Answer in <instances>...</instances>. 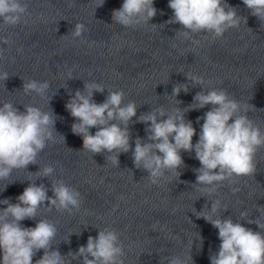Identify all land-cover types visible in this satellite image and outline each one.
<instances>
[{"label":"clouds","instance_id":"clouds-1","mask_svg":"<svg viewBox=\"0 0 264 264\" xmlns=\"http://www.w3.org/2000/svg\"><path fill=\"white\" fill-rule=\"evenodd\" d=\"M154 2L122 0L120 7L112 11V24L131 29L150 24L158 12ZM103 3L104 0H99L96 8ZM242 3L253 17L264 22V0H242ZM168 7L173 14L167 23L181 25L177 33L185 39L205 34V38L211 37L215 41L229 30L238 28L241 20L247 24V18L238 15L237 8L226 0H169ZM26 15L28 5L25 0H0V23L3 25L16 27ZM86 31L83 23H75L71 37L75 40ZM193 43L199 41L193 40ZM186 77L193 86L202 88L193 97L192 104L170 110L159 106L139 116L135 101L124 102L123 90L108 91L105 100L98 103L93 95L104 89L95 81L85 82L83 90L77 89L65 104L75 121L71 130L82 138L83 151L92 156L107 153L106 160L116 167L120 164L119 156L131 151L135 168L146 171V178L154 185L166 179L169 173L179 179V170L185 167L181 153H194L200 167L194 169L196 181L191 187L211 204L209 208L206 203L203 210L196 211V216L217 229L220 240L218 251L209 256L210 264H264V220L259 215L250 219L247 210L241 211L240 219L235 222L232 217L224 218L221 209L225 212L228 208L218 198L226 181L231 184L234 178L256 173L255 157L258 150L264 148V131L249 118L248 107L231 97L226 89L205 90L203 76L188 73ZM8 78L7 72H0V80ZM23 81L22 91L26 95L35 93L44 98L50 88L46 80ZM188 90L187 83H178L169 96L176 100L181 91L187 93ZM176 101L178 105L180 101ZM208 106L209 110L197 117L196 123L200 124L201 120L203 123L200 124L198 140L193 143L197 130L193 122L186 119V113ZM23 107L24 111H20L11 102L0 105V181L8 180L15 170L27 169L30 164L38 165L39 154L56 139L54 132L57 133L55 123L58 117L52 110L44 111L31 104ZM134 117L136 123L146 125L147 138L137 136L133 148L130 124ZM90 129L96 130L91 132ZM59 135L65 141L64 136ZM54 172V167L49 165L39 166L38 171L30 173L37 180L52 177ZM232 191L239 189L233 188ZM48 192L43 183L37 185L30 181L15 203L11 198L0 200V205H5L0 207V264H72L75 260H80L81 264H125L120 234L110 227L98 229V235H90L86 245L79 246L76 252L61 254L58 249H53L58 229L47 218L37 220L39 210L44 207L48 211L55 209L71 213L73 209H80L82 197L62 179L52 180V195L49 196ZM212 197L217 198L210 199ZM256 211L264 213V206L257 205ZM26 219L36 220L35 227H24L21 222ZM239 221L255 224L260 231H253ZM199 241L202 248L200 235ZM41 250L43 255L34 262L33 257ZM165 259L167 264H188L189 259L192 264L191 255L188 258L172 255Z\"/></svg>","mask_w":264,"mask_h":264}]
</instances>
